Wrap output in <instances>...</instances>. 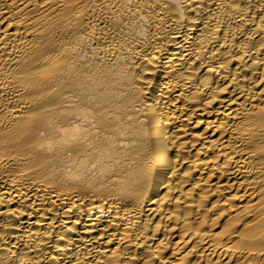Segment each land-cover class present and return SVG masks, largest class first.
<instances>
[{
	"label": "bare ground",
	"instance_id": "6f19581e",
	"mask_svg": "<svg viewBox=\"0 0 264 264\" xmlns=\"http://www.w3.org/2000/svg\"><path fill=\"white\" fill-rule=\"evenodd\" d=\"M0 264H264V0H0Z\"/></svg>",
	"mask_w": 264,
	"mask_h": 264
}]
</instances>
